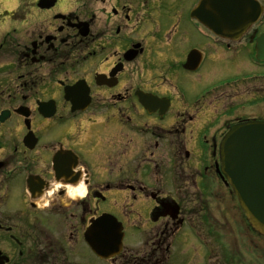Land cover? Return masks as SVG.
Here are the masks:
<instances>
[{"label":"flooded vegetation","instance_id":"af4514ba","mask_svg":"<svg viewBox=\"0 0 264 264\" xmlns=\"http://www.w3.org/2000/svg\"><path fill=\"white\" fill-rule=\"evenodd\" d=\"M40 1L0 12L14 24L0 34V264H193L205 249L209 264H229V228L246 220L219 145L264 119V0L240 37L192 17L200 0ZM180 74L196 112L166 127ZM196 143L209 157L195 158ZM104 213L124 232L109 259L85 237Z\"/></svg>","mask_w":264,"mask_h":264},{"label":"water","instance_id":"95a60500","mask_svg":"<svg viewBox=\"0 0 264 264\" xmlns=\"http://www.w3.org/2000/svg\"><path fill=\"white\" fill-rule=\"evenodd\" d=\"M43 3H50L45 5L50 7L54 0H41L40 5L45 7ZM259 14V3L255 0H201L191 15L218 35L238 37L258 19ZM258 54L262 57L260 47ZM197 57L192 52L186 67H195L193 64ZM66 97L70 99L68 94ZM220 155L223 175L248 222L264 236V119L233 126L221 143ZM122 239V225L110 214L100 216L86 231L87 242L104 258L121 250Z\"/></svg>","mask_w":264,"mask_h":264},{"label":"rangeland","instance_id":"374dc122","mask_svg":"<svg viewBox=\"0 0 264 264\" xmlns=\"http://www.w3.org/2000/svg\"><path fill=\"white\" fill-rule=\"evenodd\" d=\"M19 0H0V12L3 10H12V9H17ZM21 6L25 7L27 5H30L32 3V0L26 1V0H21ZM75 7V6H74ZM2 17H0L1 19ZM3 22H0V34L2 31L12 28L14 26L13 23H6L2 24ZM3 25V26H2ZM200 28L204 30L202 26ZM199 29V28H198ZM193 40L197 43H202L205 44L208 42L206 39V36L202 34L201 32L199 33L196 28H194V35H193ZM181 77L180 79L174 80L171 76L172 82L178 86L180 91L184 95V100L181 103V99L179 98L178 104L172 108L168 116L161 122V124L166 125V127L170 126V123L172 122L175 123L177 119L179 118L178 112H187V109H189L192 112H196L195 104L197 102V98H199L200 95H196V92H193L189 89L190 85H188V80L184 77L185 74H180ZM200 78H202L201 74L196 75ZM190 78L195 79V75L190 76ZM172 89V86H170ZM188 105V108H187ZM191 149H193V155L195 158L198 159H204L209 157V153L207 148L201 144V143H196L194 145H191ZM110 183L116 184V181L114 178H109ZM232 205V203H230ZM114 214L118 213V215L121 217L122 220H124L127 225L134 223V220H129L127 219V213H128V204L125 202H115L113 205L110 206ZM132 232V229H131ZM125 243L130 245V236L128 232V239L125 240ZM255 250V251H254ZM229 251L231 255H234V257L231 259L229 264H264V238L263 237H258L252 234V232L248 229V227H245L244 225H233L231 223V228H229ZM254 251V253H253ZM208 250H202L199 251L196 255V258L193 260V264H209V260L207 257ZM238 253L241 254V257H237ZM254 254H257L255 256ZM260 255L259 259H255ZM255 261V262H254ZM97 264H109L108 262L100 261L97 260Z\"/></svg>","mask_w":264,"mask_h":264}]
</instances>
